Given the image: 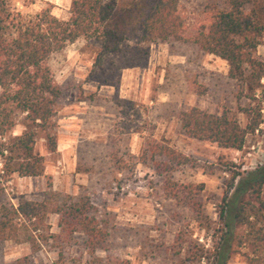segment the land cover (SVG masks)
I'll return each mask as SVG.
<instances>
[{
	"label": "rangeland",
	"instance_id": "obj_1",
	"mask_svg": "<svg viewBox=\"0 0 264 264\" xmlns=\"http://www.w3.org/2000/svg\"><path fill=\"white\" fill-rule=\"evenodd\" d=\"M222 1L178 0L186 40L207 25L208 7ZM8 3L23 15L50 7L53 16L66 20L71 0ZM98 49V43L80 38L50 57L52 80L60 91L49 130L55 148L49 152L43 134L37 133L33 152L43 159L41 176L13 175L3 185V200L12 205L18 197L39 201L48 190L87 199L106 233L104 248L94 253L102 264H180L188 247L211 251L223 232L218 214L225 182L232 172L244 173L238 164L245 163L251 146L264 145V77L230 79L225 61L189 43L151 44L145 64L131 68L121 56L98 62ZM251 56L264 62V34ZM186 107L227 113L241 128L248 121L256 126L240 150L220 149L181 134L177 114ZM22 130L18 115L12 135ZM151 140L189 157L194 166L163 173L158 165L140 164ZM56 220L46 216L51 234L57 233ZM254 230L264 234L261 223ZM254 230L233 229L225 264H255V257H264V239L258 240L261 233ZM81 242L74 236L59 258L51 242L31 253L26 244L3 241L0 264L24 257L31 264H88Z\"/></svg>",
	"mask_w": 264,
	"mask_h": 264
},
{
	"label": "trees",
	"instance_id": "obj_2",
	"mask_svg": "<svg viewBox=\"0 0 264 264\" xmlns=\"http://www.w3.org/2000/svg\"><path fill=\"white\" fill-rule=\"evenodd\" d=\"M177 4L178 0H71L68 18L61 20L51 14L50 7L23 15L11 8L8 0H0V242L26 244L31 253L51 242L60 258L63 246L79 236L91 259L88 264H102L94 253L104 248L106 233L87 199L50 190L39 201L18 197L12 205L2 198L3 185L13 175L41 176L43 159L33 152L37 133L43 134L49 152L55 148L49 130L60 91L53 83L49 59L69 44L80 38L93 40L99 45L98 62L107 56H121L131 68L145 64L151 44L189 43L225 61L230 79L240 81L250 75L258 81L264 77V62L251 56L264 34V0H223L220 6L210 5L205 12L207 25L190 41L184 38ZM188 88L196 91L190 83ZM18 115L23 130L12 135ZM177 121L185 137L236 151L256 126L255 121H248L241 128L227 113L217 116L194 107L182 109ZM140 161L149 167L158 165L163 173L194 166L189 157L155 140L146 144ZM245 196L251 197V202L244 201ZM221 203L218 218L223 232L214 249L188 247L180 264H225L235 227L253 231L257 223L264 226V163L243 174L232 172ZM47 215L57 217L56 234L49 233ZM198 215L207 221L200 212ZM260 233L258 240H263ZM254 260L264 264V257ZM15 264L31 263L24 257Z\"/></svg>",
	"mask_w": 264,
	"mask_h": 264
},
{
	"label": "built area",
	"instance_id": "obj_3",
	"mask_svg": "<svg viewBox=\"0 0 264 264\" xmlns=\"http://www.w3.org/2000/svg\"><path fill=\"white\" fill-rule=\"evenodd\" d=\"M244 159H246L244 164H238L240 172L252 171L262 165L264 163V145L263 147L251 146Z\"/></svg>",
	"mask_w": 264,
	"mask_h": 264
}]
</instances>
